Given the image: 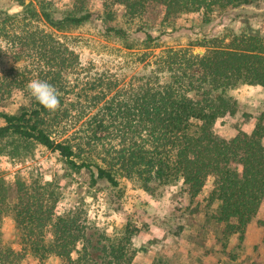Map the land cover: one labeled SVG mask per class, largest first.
<instances>
[{"label":"trees","instance_id":"1","mask_svg":"<svg viewBox=\"0 0 264 264\" xmlns=\"http://www.w3.org/2000/svg\"><path fill=\"white\" fill-rule=\"evenodd\" d=\"M13 1L21 10L0 11V37L21 28L7 44L16 61L25 51L46 62L37 79L57 89L60 107L50 113L30 95L14 94L15 111L0 110V155L25 158L33 143L57 153L90 186L102 181L118 189L123 177L151 196L175 183L196 196L211 176L217 219L234 220L240 231L251 222L264 204V124L257 119L248 134L235 126L229 139L216 136L212 126L226 117L246 121L232 92L239 85L264 88V35L247 28L187 47H167L160 39L183 28L175 24L183 15L197 14L191 22L204 28L216 16L264 0H93L100 3L96 10L88 7L92 0H69L63 9L53 0H33L34 6ZM37 16L57 31L98 17L140 69L127 79L82 65L73 50L33 24ZM135 35L142 39L132 40ZM192 46L204 53L194 54ZM11 87L0 78V106ZM47 186L18 175L6 183L0 173V229L10 214L23 252L3 247L0 232V264H22L24 254L39 264L49 256L63 264L131 263L138 228L127 217L109 234L79 210L57 213ZM260 226L264 237V221Z\"/></svg>","mask_w":264,"mask_h":264},{"label":"rangeland","instance_id":"2","mask_svg":"<svg viewBox=\"0 0 264 264\" xmlns=\"http://www.w3.org/2000/svg\"><path fill=\"white\" fill-rule=\"evenodd\" d=\"M53 1L63 9L69 0ZM21 2L25 5H36L33 0H19L18 4ZM99 6L98 1L92 0L88 3L92 10ZM5 10L10 13L18 12L21 6L13 0H0V11ZM198 20L197 14L181 16L175 24L183 28L163 36L160 39L161 44L167 47H187L189 44L194 45L222 36L228 31L238 34L247 28L258 30L264 35V5L241 6L230 10L216 16L204 28L193 26ZM33 24L73 50L82 65L92 64L93 70L109 71L128 79L134 71L140 69V65L134 63L135 57L130 55L133 53L105 34L103 23L98 17L62 31L51 28L39 16ZM21 32V28H17L7 36H18ZM7 38L0 37V78L5 84H11L12 96L6 104L0 106V110L14 112L18 97L13 95H29L28 83L40 80L37 79V74L44 75L47 65L42 59L37 62L35 58L27 56L25 51L21 54L22 60L16 61L13 55L15 49L7 44ZM130 38L140 41L142 36L135 35ZM192 47L204 49L199 46ZM18 51L20 52V47L17 48ZM232 94L239 106L238 115L245 114L246 121L241 122L238 117H226L215 122L212 131L224 139L234 135L235 126L248 134L257 119H261L264 124V88L257 85H239ZM4 143L5 140L1 142ZM262 144L264 146V139ZM0 173L6 183L12 182L17 175L26 182L35 179L47 182L49 191L57 198V213L79 210L89 223L109 234L127 217L138 228L132 239L135 254L130 264H264V237L263 228L260 226V222L264 221V204L242 231L234 227V220L230 223L219 221V202L209 198L213 181L211 176L206 179L196 196L187 194L178 183L151 196L136 182L123 177L118 178V189L111 188L102 181L96 186H90L88 177L72 171L57 153L33 143L30 144V151L25 158L0 155ZM10 196L14 194L10 192ZM0 232L3 247L23 253L21 233L10 214L3 218ZM22 264L39 263L32 255L24 254ZM43 264L63 262L49 256Z\"/></svg>","mask_w":264,"mask_h":264},{"label":"clouds","instance_id":"3","mask_svg":"<svg viewBox=\"0 0 264 264\" xmlns=\"http://www.w3.org/2000/svg\"><path fill=\"white\" fill-rule=\"evenodd\" d=\"M31 98L50 113L60 107V98L57 89L47 81L33 80L27 85Z\"/></svg>","mask_w":264,"mask_h":264},{"label":"water","instance_id":"4","mask_svg":"<svg viewBox=\"0 0 264 264\" xmlns=\"http://www.w3.org/2000/svg\"><path fill=\"white\" fill-rule=\"evenodd\" d=\"M192 52L194 54L202 55L204 53V49H193Z\"/></svg>","mask_w":264,"mask_h":264}]
</instances>
